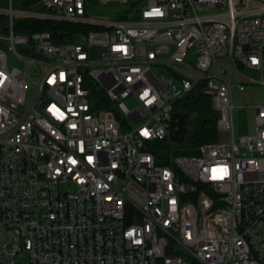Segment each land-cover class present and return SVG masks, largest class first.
<instances>
[{"label":"built area","instance_id":"2783aa9c","mask_svg":"<svg viewBox=\"0 0 264 264\" xmlns=\"http://www.w3.org/2000/svg\"><path fill=\"white\" fill-rule=\"evenodd\" d=\"M85 6L0 7V264H264V99L235 135L230 98L264 88V0H137L113 19ZM28 19L91 28L56 41L14 30ZM195 86L217 140L156 164Z\"/></svg>","mask_w":264,"mask_h":264},{"label":"trees","instance_id":"16d2710c","mask_svg":"<svg viewBox=\"0 0 264 264\" xmlns=\"http://www.w3.org/2000/svg\"><path fill=\"white\" fill-rule=\"evenodd\" d=\"M36 0H12L15 7H28ZM6 0H0V7L5 5ZM2 16L0 15V21ZM91 28L89 25L67 21H52L41 19H28L27 23L20 25L15 22L14 30L16 31H32L47 30L51 33L56 41H64L69 39L72 32L86 31ZM98 98L97 107H109L108 103L101 100V95L96 93ZM115 115L118 113L114 110ZM172 113L179 116L184 115L183 126L184 132L180 141L166 140V137L160 141L152 142L150 150L156 164L170 165L173 156L194 155L197 147L203 142L216 141V119L217 112L211 107L210 99L206 95L199 93L198 87H194L173 105Z\"/></svg>","mask_w":264,"mask_h":264},{"label":"rangeland","instance_id":"374dc122","mask_svg":"<svg viewBox=\"0 0 264 264\" xmlns=\"http://www.w3.org/2000/svg\"><path fill=\"white\" fill-rule=\"evenodd\" d=\"M137 0H128L126 3H100L94 0H85V15L101 19L119 18ZM20 62L7 56V67H20ZM230 98L233 104L231 121L235 135L250 133L253 130V106L264 99V88L259 84L247 85L243 90L231 89ZM133 104V102H130ZM166 140H168L166 136ZM23 260L24 256H18Z\"/></svg>","mask_w":264,"mask_h":264},{"label":"water","instance_id":"95a60500","mask_svg":"<svg viewBox=\"0 0 264 264\" xmlns=\"http://www.w3.org/2000/svg\"><path fill=\"white\" fill-rule=\"evenodd\" d=\"M2 45L3 49L5 50V45L4 44H0ZM185 116L184 115H177L175 113H172L170 116V119L168 121V127H167V138L170 140H174V141H180L182 139V135L184 131H181L180 128L183 127V118ZM178 130H180V138H176L173 136V133Z\"/></svg>","mask_w":264,"mask_h":264},{"label":"flooded vegetation","instance_id":"af4514ba","mask_svg":"<svg viewBox=\"0 0 264 264\" xmlns=\"http://www.w3.org/2000/svg\"><path fill=\"white\" fill-rule=\"evenodd\" d=\"M181 131H184V126L180 128ZM180 130L176 131L173 133V136L176 137V138H180L181 135H180Z\"/></svg>","mask_w":264,"mask_h":264},{"label":"snow or ice","instance_id":"6c2138e0","mask_svg":"<svg viewBox=\"0 0 264 264\" xmlns=\"http://www.w3.org/2000/svg\"><path fill=\"white\" fill-rule=\"evenodd\" d=\"M61 78H63V77H61ZM145 134H147V133H145Z\"/></svg>","mask_w":264,"mask_h":264}]
</instances>
